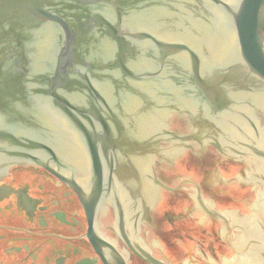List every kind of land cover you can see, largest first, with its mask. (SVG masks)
Wrapping results in <instances>:
<instances>
[{"label":"water","instance_id":"95a60500","mask_svg":"<svg viewBox=\"0 0 264 264\" xmlns=\"http://www.w3.org/2000/svg\"><path fill=\"white\" fill-rule=\"evenodd\" d=\"M221 35L234 38L235 53L219 67L213 49L203 59L201 51ZM179 93L202 128L216 121L212 114L226 122L244 95L264 97V0H0V159L10 149L52 159L94 150L92 161L106 162L87 175L96 194L120 172L132 186L121 193L139 198L143 161L118 157L112 167L109 150H131L135 162L153 148L161 111ZM157 137L174 143L168 133ZM261 227L252 228L251 245L235 236L237 264L244 249L264 264Z\"/></svg>","mask_w":264,"mask_h":264},{"label":"flooded vegetation","instance_id":"af4514ba","mask_svg":"<svg viewBox=\"0 0 264 264\" xmlns=\"http://www.w3.org/2000/svg\"><path fill=\"white\" fill-rule=\"evenodd\" d=\"M207 41L202 59L204 48L217 44ZM212 59L220 67L228 57ZM174 98L155 135L168 133L174 143L151 138L154 147L135 162L131 150H109L112 167L118 157L143 161L137 169L146 189L139 198L125 197L132 186L120 172L96 194L87 175L106 162L93 159V169L94 150L55 159L26 149L2 155L0 264H237L235 236H245L248 246L254 226L264 231V157L257 156L264 154V117L255 115L264 111V99H247L226 122L209 115L216 121L202 128L185 105L191 100L182 93ZM248 250L241 264H261Z\"/></svg>","mask_w":264,"mask_h":264}]
</instances>
